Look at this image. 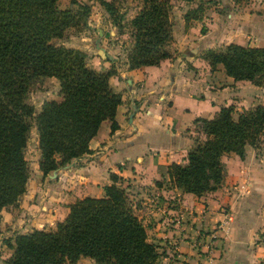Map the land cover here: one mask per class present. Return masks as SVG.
Segmentation results:
<instances>
[{
    "label": "trees",
    "instance_id": "trees-1",
    "mask_svg": "<svg viewBox=\"0 0 264 264\" xmlns=\"http://www.w3.org/2000/svg\"><path fill=\"white\" fill-rule=\"evenodd\" d=\"M171 1L139 0L127 21V69L156 64L170 55ZM97 2L120 27L114 0ZM195 8L183 12L185 21L199 16L200 6ZM89 10L86 1L60 7L58 0H0V215L25 190L29 166L24 150L31 116L43 175L87 152L88 140L102 120L109 121L110 129L117 127L114 113L120 92L108 82L117 69L111 64L97 70L86 63L80 49L55 42L66 28L85 23ZM206 51L210 67L220 63L234 80L264 83V45L231 41ZM46 76L56 79L58 96L42 100L33 115L26 94L34 81ZM231 112L228 104L209 118L193 119V143L185 159L166 168L172 184L198 195L213 190L223 182L221 155L242 157L246 144L257 146L264 134V102L234 117ZM109 178L100 196L70 202L53 228L15 232L7 242L11 251L5 264H63L80 256L90 257L91 264H160L121 177L110 172Z\"/></svg>",
    "mask_w": 264,
    "mask_h": 264
},
{
    "label": "crops",
    "instance_id": "crops-1",
    "mask_svg": "<svg viewBox=\"0 0 264 264\" xmlns=\"http://www.w3.org/2000/svg\"><path fill=\"white\" fill-rule=\"evenodd\" d=\"M181 13L172 18L170 56L126 71L122 65L108 76L120 92L117 127L110 129L109 121L102 120L87 152L44 175L35 144L36 169L17 202L1 210V224L15 232L53 228L74 199L100 196L114 172L137 202L147 239L163 264H264V154L250 144L242 157L222 154V184L199 195L183 191L166 176L167 165L182 162L193 143V119L209 118L220 106L236 103L240 81L246 80H234L220 63L210 68L202 49L231 41L264 43L227 38L223 25L214 28L213 18L201 32L198 24L204 17L185 21ZM103 52L101 62L95 58L96 69H105L115 58Z\"/></svg>",
    "mask_w": 264,
    "mask_h": 264
},
{
    "label": "rangeland",
    "instance_id": "rangeland-1",
    "mask_svg": "<svg viewBox=\"0 0 264 264\" xmlns=\"http://www.w3.org/2000/svg\"><path fill=\"white\" fill-rule=\"evenodd\" d=\"M84 1L90 4V10L85 23H79L73 27L66 28L62 37L56 39L55 42L80 49L85 54L84 59L86 63L91 67L94 65L96 56H99L98 62H101V57L105 56V53L103 52L104 50L115 55V58H112L109 63H107L108 65L105 69L97 70H106L111 64L113 65V68L123 65L122 68H124V71L129 70L126 68V51L130 46V36L128 32L130 26H128L127 21L138 8L139 0H114L113 3L116 9L115 16L119 18L120 27H118L101 5L95 3L97 0H58V5L60 7H75L76 2ZM196 5L200 6V8L197 9L199 19L202 17L205 18L204 21H200L198 24V28L201 32H204L207 29V20L213 18L214 21L216 20L214 28L217 29L219 25H223L228 36L227 38L239 36L245 43H264V0H172L171 11L169 14L171 24L173 16L179 15V12L181 13L182 11L181 9L185 8V11L190 7L195 8ZM181 14L183 15V13ZM170 42L167 45V49L171 54L172 50L170 49ZM102 47L104 48L103 51L101 50ZM219 48L222 47L215 46L203 48L202 57L206 59V50H216ZM96 64L99 63L96 62ZM214 67L215 64L210 68L214 69ZM240 84H242L243 87L239 86L237 102L230 103L232 106L231 113L233 117L244 108L252 107L258 103L264 102V83L255 84L249 80H245L240 81ZM57 90L58 85L55 84L54 77L49 76L41 77L30 85L26 94V100L33 108V115L39 110L42 100L53 98V95L55 94L58 96ZM34 129V120L31 116L29 118L27 142L24 150V155L29 166L28 176H31L36 169V136ZM193 131H191V133H194ZM256 145L257 146H253L256 147V153L264 154V134L258 138ZM135 204L137 205L136 201ZM14 233L15 230L12 231L9 226L0 223V264H5L4 260L10 253L7 242L10 241V238L13 237ZM157 252L158 261L160 264H163L160 262V252L158 249ZM91 263L92 259L90 257L80 256L74 262L65 261L63 264Z\"/></svg>",
    "mask_w": 264,
    "mask_h": 264
}]
</instances>
